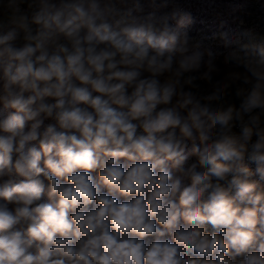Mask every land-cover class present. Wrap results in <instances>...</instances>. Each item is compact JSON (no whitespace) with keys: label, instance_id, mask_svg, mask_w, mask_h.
Segmentation results:
<instances>
[{"label":"clouds","instance_id":"clouds-1","mask_svg":"<svg viewBox=\"0 0 264 264\" xmlns=\"http://www.w3.org/2000/svg\"><path fill=\"white\" fill-rule=\"evenodd\" d=\"M190 22L0 0V264H264V34Z\"/></svg>","mask_w":264,"mask_h":264},{"label":"trees","instance_id":"trees-1","mask_svg":"<svg viewBox=\"0 0 264 264\" xmlns=\"http://www.w3.org/2000/svg\"><path fill=\"white\" fill-rule=\"evenodd\" d=\"M177 3L182 13L190 17L188 30L194 37L225 30L264 34V0H177ZM250 167L254 169V165Z\"/></svg>","mask_w":264,"mask_h":264},{"label":"rangeland","instance_id":"rangeland-1","mask_svg":"<svg viewBox=\"0 0 264 264\" xmlns=\"http://www.w3.org/2000/svg\"><path fill=\"white\" fill-rule=\"evenodd\" d=\"M44 199H47V197H44ZM209 230H211V229H209Z\"/></svg>","mask_w":264,"mask_h":264}]
</instances>
